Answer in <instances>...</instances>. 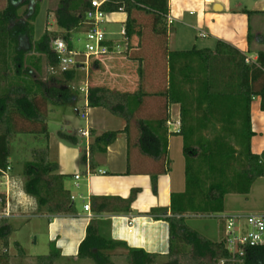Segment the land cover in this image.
I'll list each match as a JSON object with an SVG mask.
<instances>
[{"label": "crops", "instance_id": "0c3cea01", "mask_svg": "<svg viewBox=\"0 0 264 264\" xmlns=\"http://www.w3.org/2000/svg\"><path fill=\"white\" fill-rule=\"evenodd\" d=\"M253 6L249 10L241 0L235 3L232 0H168L166 18L172 22L169 24L167 20V26L171 25L167 51H185L175 47L170 49V39L176 35L173 32L176 23L197 31L201 38L211 39L214 46L217 41H222L255 61L256 54L248 56V53L252 44L264 46V33L258 29L264 21V0ZM115 15L121 17L116 19ZM110 16L113 18H108L106 23H120V29L125 25V12ZM107 31L111 38L119 32L110 28ZM250 33L260 36L262 42L257 38L253 43L249 41ZM131 38L129 40L133 43H127L130 48L126 55L112 53L102 62H95L98 67H94V73L89 71L90 67L86 71L80 87L85 94L83 109L74 108L75 115L85 122L84 126L74 128L72 122L75 119L72 117L74 120H67L56 137L48 136L46 159L57 165L55 173L66 176L64 187L70 194L73 211L49 214L45 206L36 204L34 197L26 193L23 180L11 175L10 167L2 177L7 195V218H20L30 212L45 222L47 240L58 252L57 256L50 252L43 254L40 259L45 264H53V260L59 257L75 261L91 221L97 228V236L112 242L111 249H104L107 254L131 248L158 256H167L170 252L169 224L165 220L171 216L174 196L169 151L171 136L179 132L173 131L168 122L177 120L180 105L167 103L163 96L169 81L167 55L161 54L155 43L137 47L139 38L136 33ZM140 65L143 69L141 75ZM91 89L103 90L95 93L96 97H103L101 105H89ZM146 118L151 119L148 124L159 137L160 149L163 139L167 140L165 154L158 151L156 156L142 152L140 122ZM163 119L165 122L159 123ZM250 121V151L260 155L264 150V110L261 109L260 96L251 101ZM59 134L70 138H60ZM154 148L156 151V145ZM75 175L79 178L76 179ZM233 194L244 197L242 208L248 213L221 212L220 215L258 213L257 210L264 209V177L255 179L247 193ZM253 197L263 201L251 200ZM86 204L90 206L89 212L84 209Z\"/></svg>", "mask_w": 264, "mask_h": 264}, {"label": "trees", "instance_id": "16d2710c", "mask_svg": "<svg viewBox=\"0 0 264 264\" xmlns=\"http://www.w3.org/2000/svg\"><path fill=\"white\" fill-rule=\"evenodd\" d=\"M73 0H61L59 6L55 10H49L56 20V24L67 32L63 38L70 39V32L85 27V13L88 9L89 0H84L83 3L77 7H71ZM27 4L26 18L21 20L17 18V9L22 5ZM36 2L31 0H8V5L5 9L0 10V66H6V55L8 43L15 44L17 39V46L15 47L16 56L15 68L20 70L22 66V53L34 49L38 53L45 55L48 63L54 64L56 62V55L51 49V42L58 38V33L45 30L41 39L35 42L32 46L31 26L28 24L34 15V7ZM122 7L127 14L125 21V37L129 40L133 34L137 33L140 36V42L137 47H142L147 44L143 40L140 32H135V25L138 24L139 14H145L151 21L153 34L161 36L158 48L161 54L167 55V62L169 66V81L168 87L163 92L167 103H179L181 121L183 119V105L176 88L183 85L189 87L192 94H196L199 99L202 97L205 103H201V108L204 104L209 102L207 108L212 113L215 111V119L218 121H232L246 111L245 122H248L250 127V104L254 96L261 97V109L264 110V50L257 51V58L255 61H246V56L222 41H217L214 50L210 49H191L185 51H167V14H168V0H109L104 9L109 12H117ZM13 22V23H12ZM12 23V24H11ZM11 24V25H10ZM88 28V27H87ZM254 38L253 34H248V40ZM262 42L260 36H255ZM23 42V47L18 43ZM125 47L127 42H125ZM126 50V49H125ZM128 53V52H127ZM225 70V75H223ZM140 75L143 69L139 68ZM73 71L65 72L71 75ZM224 85V90L215 92L219 89V84ZM217 86V87H216ZM6 93L0 94V127H5L4 131H0V176L5 171L9 164L10 149H9V135L17 131H36V133H47L45 117L47 113V103L53 105H63L70 101L71 95L67 88L61 90L50 88L46 93H21L17 98L10 97V90ZM214 92H213V91ZM103 91L100 89H91L89 91L88 100L89 105H101L103 97H96L95 93ZM174 91V92H173ZM198 91V92H197ZM141 96V94H138ZM197 98V97H196ZM225 98L227 102L230 99V104H224ZM138 104V103H137ZM199 110V105L196 107ZM244 109V110H242ZM214 110V111H213ZM208 112V111H207ZM203 118H208L207 113L202 115ZM30 122L36 124L31 130H15L13 122ZM165 122V119L159 120V123ZM186 122L181 123L180 135H186V129H189L193 134V125L187 127ZM221 128V127H220ZM141 138L140 148L143 153L147 155H156L166 153L167 140L164 138L162 148L160 149L159 137L155 136L153 128L145 121L140 122ZM221 132V129H218ZM252 131H248V146L243 153L233 156L236 162H240L241 170L234 177V185L228 190L219 184H210L208 187L207 196H204L205 206L212 208L216 212L223 210V197L226 193H242L248 192L252 182L264 177V150L260 155H254L250 151V138ZM60 138L69 139L70 136L59 134ZM156 145V151L154 148ZM184 152L188 161H195L198 159L202 151H196L193 147L184 145ZM159 153V154H160ZM155 156V157H156ZM46 157V151L44 152ZM190 159V160H189ZM36 156L33 162L28 161L23 168V175L26 177L25 190L26 193L36 197L39 206H45L47 213L68 214L73 211L71 206V199L68 190L64 187V179L66 176L55 173L57 165L46 161ZM211 166V165H210ZM191 166L188 164L186 172H190ZM213 167L211 166L210 169ZM204 168L200 166L197 172ZM46 176V178L43 176ZM48 177V178H47ZM47 179H49L47 181ZM153 189L156 190L155 180L153 182ZM42 191L45 195H42ZM131 200V199H130ZM6 198L5 195H0V207L5 209ZM129 202V201H128ZM185 202L179 203L174 200L172 196L171 216L165 217L169 224V241L170 252L169 256L173 254L175 243L181 241L192 245L194 254L198 257L209 256L216 264L220 259H229V254L224 249L221 242H211L188 229L181 222L180 215L185 210ZM0 220V239L5 240L12 232L11 227L2 223ZM112 242H106L97 236V228L94 221H91L87 226L86 237L79 247V256L85 254L102 255V250L111 249ZM96 248V253L93 249ZM135 264H145L148 259L154 255L144 252L140 248L129 249ZM241 262L226 264H264V245L256 247H246L244 255L240 258Z\"/></svg>", "mask_w": 264, "mask_h": 264}, {"label": "rangeland", "instance_id": "374dc122", "mask_svg": "<svg viewBox=\"0 0 264 264\" xmlns=\"http://www.w3.org/2000/svg\"><path fill=\"white\" fill-rule=\"evenodd\" d=\"M35 1L34 15L32 20L28 22L31 26L32 46L35 42H38L45 30L58 33V38H63L67 32L61 29L54 22L56 21L54 15L49 10H55L61 0H31ZM84 0H73L71 7H77L83 3ZM234 3L238 0H232ZM243 5L249 10L253 8L259 0H241ZM8 0H0V10L7 7ZM29 7L27 4L22 5L17 9V18L25 20L26 10ZM122 14V13H119ZM120 15H115L114 18H119ZM108 18H113L108 16ZM107 18V19H108ZM13 23V22H12ZM11 23V24H12ZM10 24V25H11ZM122 24H108L104 23L103 28L107 31L108 28L117 33ZM170 27L168 26V32L170 33ZM53 28V29H52ZM174 33L170 39V49L191 50L193 48L204 50H214L213 42L209 38H201L198 36V32L180 24L173 25ZM135 32H140L143 36V40L149 45L159 44L161 36L153 34L150 18L145 14H139L138 24L135 25ZM264 33V21L261 26L258 27ZM108 32V31H107ZM70 34V33H68ZM135 35V34H134ZM137 38L140 36L136 33ZM72 44L75 49L83 48L85 43V35L82 29L72 31L71 34ZM255 39L256 34L253 33ZM110 41V45L115 46L116 43L120 45L118 50L114 49V53L119 55H126L129 52V46L125 50V42H131L130 40H124L121 35L117 33ZM132 39V38H131ZM16 46H17V39ZM133 43V42H131ZM23 47V42H19L18 45ZM174 44V46H173ZM15 44L8 43L6 66H0V94L3 95L10 90V97L12 99L20 96L21 93H46L50 88L63 89L67 88L71 95L70 101H67L63 105H53L46 102L47 114L45 117L46 122V134L36 133V131H17L9 135V149L10 157L8 167L11 168L9 172L13 176L20 177L25 182L26 177L23 175V168L28 161L33 162L36 160V156L42 158L44 162L47 161L44 157V152L49 144L48 136L52 138L56 137L57 131H62V127H65L66 121L74 120V128L84 126V121L75 115V107L79 110L83 109L84 93L80 91L82 81L86 78V71L88 70H72L71 75H67L61 71L57 61L54 64L48 63L45 55L38 53L36 50L31 49L22 53V66L20 70L15 68ZM51 42V49H52ZM173 47V48H172ZM160 49V48H158ZM125 50V51H124ZM258 50H264V46H255L252 44L249 49L248 56L256 54ZM251 61V57H248ZM102 62V61H101ZM100 63V62H98ZM98 63L89 64V71L94 73V69L98 67ZM95 67V68H94ZM141 65L139 66V68ZM166 67V66H165ZM139 70V69H138ZM166 70V69H165ZM223 70V75H225ZM217 87V86H216ZM224 90V85L219 84V89L216 88L215 92ZM213 91V90H212ZM174 92V91H173ZM178 92L180 99H182L183 105V119L186 122V126H195L193 134L186 129V135H173L171 136V149L169 151V167L171 169V175L173 180V193L174 200L176 202H185V210L180 215L181 222L188 229L195 232L198 236L209 240L211 242H219L223 236V230L225 228V222L218 217L221 212H216L210 207L205 206L204 196H207L208 187L210 184H221L223 188L230 190L234 185V177L240 172L241 164L236 162L233 156H237L243 153L248 146V131L252 130V127L248 126V122H245L246 111L236 117L232 121L221 122L215 119V111L210 112L207 108L209 102L204 104L201 108V103H205L202 97L199 99L196 94H192L189 87L183 85L175 89ZM198 92V91H197ZM214 92V91H213ZM197 97V98H196ZM254 96L252 99L255 100ZM77 102L75 104V99ZM230 99L227 102L225 98L224 104H230ZM199 105V110L196 108ZM208 111V112H207ZM207 113L208 118H203L202 115ZM74 117V119L72 118ZM150 118H146L145 123L150 122ZM171 123L182 122L180 114V106H178V118L177 120H170ZM15 130H31L32 127L36 129V124L30 122H13ZM221 127V128H220ZM5 127L2 125L0 131H4ZM181 129V126H180ZM221 129V132H218ZM193 147L196 151H202V154L195 161H188L185 152L184 145ZM51 159V158H50ZM190 160V159H189ZM51 163V162H50ZM188 164L191 166L190 172H186ZM213 167L212 169L211 166ZM204 168L202 171L198 170V167ZM8 171V169L6 170ZM46 178L44 175L43 178ZM48 178V177H47ZM3 178L0 177V195H5L6 191L3 184ZM49 179H47L48 181ZM262 181H259V183ZM68 187V184L66 188ZM73 187L71 186V190ZM26 191V190H25ZM45 195V192H41ZM33 197V196H32ZM36 204L37 199L34 197ZM242 195H235L226 193L223 197V210L222 212L230 213L236 211H243L245 203ZM251 200L261 202L259 198L253 197ZM258 213H264V209L257 210ZM5 212L0 207V214ZM27 214V215H26ZM23 214L20 218H0L2 223L11 227V234L5 239H0V264H45L43 259H40L43 254L50 252V254L57 256L58 252L54 249L53 244L47 240L46 226L42 218L32 216V213ZM43 220V221H42ZM108 242L107 240H105ZM173 248V254L170 256H158L154 255L148 259L145 264H216L209 256L198 257L194 254L192 245L185 242L175 243ZM96 253V251H94ZM51 255V256H52ZM50 256V257H51ZM52 258V257H51ZM53 264H135L132 255L128 250L112 251L108 254L102 250V255L85 254L77 257L75 261L70 258L59 257L58 260H53Z\"/></svg>", "mask_w": 264, "mask_h": 264}, {"label": "built area", "instance_id": "2783aa9c", "mask_svg": "<svg viewBox=\"0 0 264 264\" xmlns=\"http://www.w3.org/2000/svg\"><path fill=\"white\" fill-rule=\"evenodd\" d=\"M108 1L89 0L88 9L85 13V24L88 28L82 29L85 35L83 48L75 49L71 37L69 40L56 38L52 41V51L56 55V61L62 72L78 69L87 70L90 63L103 61L114 53L115 48V50H118L120 47L118 43L115 46L110 45L112 40L110 39V33L103 28V25L108 22L107 18L110 14L123 13L124 10L120 7L117 12H107L104 6ZM167 20L171 24L172 20L169 17ZM118 34L126 40L125 25L122 26ZM246 61H249V58L246 57ZM168 125H172L173 131L179 132L180 122H168ZM6 170L2 172L0 177L6 175ZM75 178L78 179L79 176L75 175ZM84 209L89 212L90 206L86 204ZM8 216L9 213L6 211L0 214V218H7ZM218 217L225 221V235L219 242L223 244L224 249L229 254V259H220L218 264H226L227 261L240 263V258L244 255L246 247L264 245V213H238L218 215Z\"/></svg>", "mask_w": 264, "mask_h": 264}]
</instances>
